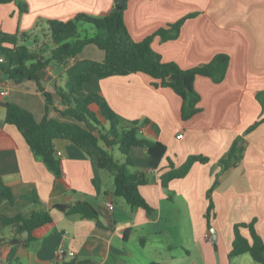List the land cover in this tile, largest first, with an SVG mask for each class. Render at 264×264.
Here are the masks:
<instances>
[{"label": "crops", "instance_id": "obj_1", "mask_svg": "<svg viewBox=\"0 0 264 264\" xmlns=\"http://www.w3.org/2000/svg\"><path fill=\"white\" fill-rule=\"evenodd\" d=\"M118 1L0 4V31L32 34L39 31L41 20L69 21L80 13L103 16ZM189 15L193 16L185 19L178 37L161 41L155 36L150 45L163 62H175L181 69L205 65L217 54L229 57L220 83L203 76L195 79L197 114L183 120L182 99L170 88L155 87L157 81L143 73L93 78L83 87L86 93L101 94L123 122L138 121L141 137L165 145L157 168H150L145 148L129 152L134 163L130 170L144 173L147 179L138 191L153 209L151 215L115 197L110 174L70 141H53L61 159L62 174L57 177L31 151L17 127L4 122L7 102L31 112L37 121L46 117L72 122L61 114L56 89L65 88L66 77L83 59L101 61L103 51L87 45L67 64L51 63L38 74L43 91L36 81L15 82L0 69V176L14 194L13 204H0L1 213L15 217L46 210L52 216L51 223L34 230L35 240L27 249H18V263L7 258L13 229L3 227L0 216V264H229L228 260L238 258L250 264L248 253L234 259L229 253L236 224L253 222L264 242V122L249 129L264 120L260 95L264 92V0H126L123 18L132 40L140 42ZM2 92L6 94L1 96ZM44 92L51 96L48 105ZM90 108L97 113L95 105ZM178 134L183 137L178 139ZM235 139L243 140V155L237 166L221 172L219 160ZM111 151L114 156L117 146ZM189 156L207 162H195L184 177L163 187L161 176L171 166L181 167ZM120 159L123 162L124 156ZM216 179L218 185L210 192L214 208L207 220V192ZM80 201L94 208L99 225L97 220L54 208ZM109 201L112 210L106 205ZM241 233L251 238L248 229Z\"/></svg>", "mask_w": 264, "mask_h": 264}, {"label": "trees", "instance_id": "obj_2", "mask_svg": "<svg viewBox=\"0 0 264 264\" xmlns=\"http://www.w3.org/2000/svg\"><path fill=\"white\" fill-rule=\"evenodd\" d=\"M15 1L19 0H0V4ZM125 2L122 5L115 3L111 12L99 17L80 13L69 21L41 20L38 23L39 31H34L32 34L23 32L9 34L0 31V58L4 60L0 69L15 82L36 81L41 90L38 74L51 63L67 64L69 60L81 54L87 45H94L105 54L101 61L83 59L66 77L65 88L56 89L61 104L67 107L60 110L61 114L73 119L72 122L46 117L37 121L31 112L11 102L3 104L6 109L4 122L17 127L31 151L57 177H61L62 174L61 159L55 155L53 141L57 139L70 141L89 159L95 161L99 169H104L110 174L113 180L112 193L115 197L121 198L129 207H142L148 215H151L153 209L138 191L147 179L144 173L130 170L134 163L129 152L134 147L145 148L150 168H157L165 153V145L141 137L138 134V121L123 122L101 94L86 93L84 84L89 83L93 78L146 74L157 81L153 84L155 87L170 88L182 99L181 118L187 120L199 111L197 108L199 95L194 89L195 79L203 76L220 83L225 77L229 57L217 54L209 63L189 69H181L175 62H163L160 54L153 51L150 45L152 38L158 36L161 41H166L178 37L185 19L193 15L176 21L169 25L168 29L158 30L140 42H134L123 18ZM20 11L24 9L21 8ZM42 34L45 36V42L40 38ZM44 95L48 105L51 96L46 92ZM260 95L263 97L264 92ZM92 105L98 108L100 115L91 110ZM262 122L264 120L256 122L249 129ZM113 146H117L118 151L124 156L123 162L116 160L110 152ZM243 150V140L235 139L231 148L219 160L221 172L237 166ZM195 162L205 163L207 159L189 156L181 167L171 166L161 176L162 186L166 187L171 180L184 177ZM217 185L216 179L207 192L210 200L207 220L208 214L214 208L210 192ZM3 202L13 204L14 194L0 176V204ZM54 208L67 215L78 214L97 220V224H100L96 211L86 202L56 205ZM0 216L3 227L12 226L13 229L12 237L7 240V244L12 247L7 258L12 263L19 261L18 249H27L35 240L34 230L52 222V216L46 210H33L29 214H18L15 217L5 216L0 210ZM243 228L249 230L250 239L241 233ZM233 231L234 238L229 259L248 253L255 263L264 264V242L257 235L253 222L236 224ZM215 245L213 242V246Z\"/></svg>", "mask_w": 264, "mask_h": 264}, {"label": "rangeland", "instance_id": "obj_3", "mask_svg": "<svg viewBox=\"0 0 264 264\" xmlns=\"http://www.w3.org/2000/svg\"><path fill=\"white\" fill-rule=\"evenodd\" d=\"M43 35V34H42ZM40 36V38H42L43 39V42H45V39H44V35L43 36ZM39 43H40V40L38 41ZM97 113L99 114V112L97 111ZM111 153H112V151H110ZM113 154V153H112ZM122 156V154L121 153H119L118 151H115L114 152V157H116V159L118 160H120V162H121V159H120V157ZM173 238H174V236H173ZM212 249H213V246H212ZM216 254V253H215ZM246 257H248V261H249V263L250 264H257V263H253V258L249 255V254H247V255H245ZM244 256V257H245ZM192 259H194V260H196L195 258H194V256L192 257ZM244 258H238V259H234L232 262H231V260H228V262H229V264H241L242 262V264H247V263H245L244 261L245 260H243ZM215 264H217L216 262H215Z\"/></svg>", "mask_w": 264, "mask_h": 264}, {"label": "built area", "instance_id": "obj_4", "mask_svg": "<svg viewBox=\"0 0 264 264\" xmlns=\"http://www.w3.org/2000/svg\"><path fill=\"white\" fill-rule=\"evenodd\" d=\"M2 64H4V60H3L2 58H0V65H2ZM5 94H6V92H2V93H1V96L5 95ZM66 108H67L66 106H63V105H62V109H63V110L66 109ZM182 137H183L182 134H178V135H177V138H178V139H180V138H182ZM58 155H61V153L58 152ZM106 205H107V207L109 208V210L114 209V205H113V203H112L111 201H109ZM205 237L208 238V239L210 240L211 244L213 245L214 240H213L211 234L207 233ZM69 255H70V256H73V252H70ZM59 257H61V256H59Z\"/></svg>", "mask_w": 264, "mask_h": 264}, {"label": "water", "instance_id": "obj_5", "mask_svg": "<svg viewBox=\"0 0 264 264\" xmlns=\"http://www.w3.org/2000/svg\"><path fill=\"white\" fill-rule=\"evenodd\" d=\"M123 2H124L123 0H119V1H118V4H119V5H122Z\"/></svg>", "mask_w": 264, "mask_h": 264}]
</instances>
